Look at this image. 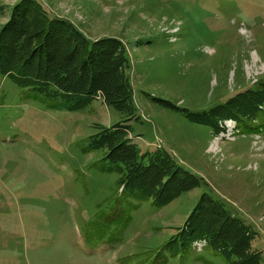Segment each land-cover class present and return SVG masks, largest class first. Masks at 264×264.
<instances>
[{
    "label": "rangeland",
    "instance_id": "rangeland-1",
    "mask_svg": "<svg viewBox=\"0 0 264 264\" xmlns=\"http://www.w3.org/2000/svg\"><path fill=\"white\" fill-rule=\"evenodd\" d=\"M16 1L0 0V26ZM37 1L90 40L123 43L134 114L102 97L69 110L0 74V264H228L210 245L164 249L203 192L258 231L264 264V131L232 133V119L211 130L179 109L206 113L264 79V0ZM117 122L199 186L164 206L121 193L105 150L87 148L96 126Z\"/></svg>",
    "mask_w": 264,
    "mask_h": 264
},
{
    "label": "trees",
    "instance_id": "trees-1",
    "mask_svg": "<svg viewBox=\"0 0 264 264\" xmlns=\"http://www.w3.org/2000/svg\"><path fill=\"white\" fill-rule=\"evenodd\" d=\"M128 67L129 59L120 40H90L72 21L50 13L37 0L14 2L0 26V74L47 98L65 101L69 110L102 97L107 106L126 113V119H130L134 106ZM158 101L178 109L167 100ZM179 109L211 130L217 129L218 120L232 119L238 133L239 128L262 132L264 79L206 113ZM129 133L122 122L96 126L87 143L89 150H105L102 159L122 173L121 193L131 191L139 200L152 199L164 206L199 186L201 178L187 171L173 155L161 150L140 152ZM257 235L258 231L233 214L222 200L203 192L164 249L184 254L203 240L228 264H261V254L251 244Z\"/></svg>",
    "mask_w": 264,
    "mask_h": 264
},
{
    "label": "crops",
    "instance_id": "crops-1",
    "mask_svg": "<svg viewBox=\"0 0 264 264\" xmlns=\"http://www.w3.org/2000/svg\"><path fill=\"white\" fill-rule=\"evenodd\" d=\"M51 6V5H50ZM55 6L56 5H54V6H51V11H52V13L53 12H55V13H53L54 15H57V16H59V17H63V18H66V19H69L70 21H72L73 23H75V21H74V18H72L69 14H66V13H62L63 15H61V14H58L59 12H57V10H56V8H55ZM76 24V23H75Z\"/></svg>",
    "mask_w": 264,
    "mask_h": 264
},
{
    "label": "built area",
    "instance_id": "built-area-1",
    "mask_svg": "<svg viewBox=\"0 0 264 264\" xmlns=\"http://www.w3.org/2000/svg\"><path fill=\"white\" fill-rule=\"evenodd\" d=\"M232 129H233L232 133L235 132V130H236V128H235V124L233 125ZM236 131H237V130H236ZM203 244H204V242H202V241L194 243V245H195L196 247H197V246H202Z\"/></svg>",
    "mask_w": 264,
    "mask_h": 264
}]
</instances>
